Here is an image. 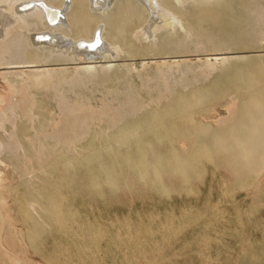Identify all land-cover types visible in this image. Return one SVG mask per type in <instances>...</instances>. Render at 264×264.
Segmentation results:
<instances>
[{"label": "rangeland", "instance_id": "1", "mask_svg": "<svg viewBox=\"0 0 264 264\" xmlns=\"http://www.w3.org/2000/svg\"><path fill=\"white\" fill-rule=\"evenodd\" d=\"M245 1L246 0H234V1L233 0H209V3L214 4L213 6L214 9L211 10L213 14L211 13V11L205 14H202V16L199 17V19L201 20V23L199 19H198L199 21L197 20L200 26L198 25L199 26L198 27L197 26L198 23L196 22L194 26L192 27L193 33H190L191 37H190V34L189 35L184 34L185 36H188L185 38V36L182 34L181 36L176 38L175 42L178 48L174 44L175 42H172L171 45L172 44L173 45L172 46L169 45L171 48L170 49L171 53H169V50H168V52L165 53V54L168 53L167 55L163 54L160 56V58L146 55L145 57L136 56L137 58L130 57V58H125L124 60L122 58L118 59V61L114 62L113 64L118 69L121 67V65H127L125 69H122V71L123 70L126 71L124 72V76H126V78L128 77L129 78H128L127 84L124 81V80H127L126 78H124V76H123L124 79L120 78V81L123 80L125 84H123L122 81L121 82L117 81L115 84L117 85L116 89L118 90H116L115 92H114L115 87H113L110 83L109 84L104 83V81L103 83H101L102 80H99V78L96 77L95 75L93 76L96 78H94L92 75L91 76L82 75L83 77L78 76L75 74L74 69L70 68V66L52 67L51 69L53 70L54 69L55 70L59 69V70H56V71L54 70L55 72H49L50 74L48 73V79L50 78L49 81L52 80L55 83V84L50 83L51 84L50 86L48 84L49 82L48 83L44 82L47 84L43 83L42 86H39V84L37 86V83H34L31 81V75L33 71H35V69L25 68V67H20L17 69H4L3 67H0L2 68L0 69V77L4 75L5 78L9 80L17 79V81L15 82L16 84L15 83L12 84L13 87L11 86L9 88L10 90L9 89L6 90V88H3L0 86V109L1 111L2 110L5 111V113L8 112L6 114L10 116L9 118L11 122H14V120H16L18 112L23 111V112H28L27 118L29 117L30 119L28 118L29 122L28 121L27 122L31 126L35 124V122L38 121V118H36V115H34L33 111L30 110L31 108H28V105H29V102L33 101L36 97L39 99L42 97V99H40L42 100L41 102L42 103H44V101L46 102L44 104L48 105L46 106L48 108V109L46 108L47 110L46 112L49 114V120H48L49 124L46 123L44 125V128H42L41 133H40V129H38V131H31V130L29 131L30 129L29 128V129H23L22 131L20 129L19 131V126L21 125H19L18 127H15L12 133L15 134L14 135L15 139L17 138V134H18V137H19L18 139H20L22 146L18 147L17 145V150H16L15 148L16 145H14L15 149H12L11 147L10 149H8L9 151L5 149L1 151V154H4V153L5 154L7 153V155L10 154L9 156L13 158V161L12 163L10 162L8 164L7 163L1 164L2 166L0 165V173H1V176L3 175L2 179L0 178L1 179L0 180V191L2 190L1 191L2 193L0 195H3L2 197L0 196V199H1L0 202L2 203L0 204V208H1L0 215L1 216L3 215L2 217H0V229H2L0 230V235H1V231H3V233L5 234L6 233L8 234V236L6 234L5 238H2L5 236V234H2L0 237L1 238L0 243L3 242L0 245V264H19L18 263L19 261H20V264L21 263L22 264H49V263L50 264H154V263L155 264H162V263L163 264H264V161H263L264 155L262 154L263 152L260 153V151L258 150V147L260 148V146L256 148L257 150L255 149L250 150L249 146L248 148H246V146L242 147L241 150H244V152L243 151L241 152V150H237L236 152V150L234 149H237V148L235 146H234L235 148L231 146L232 148H234L233 149L234 152H233L232 148L229 146L226 147V145H221V146L219 145V147L218 146L204 147V148H200V150H198L199 148H195V149H192L193 151L188 148H183V147L179 148L180 146L179 144L185 141L184 136H182L183 134L184 135L185 134L187 135V133L188 135L189 133L191 134L189 136L185 135L186 142H188V140L190 142H194L196 139H198V137L201 139L203 138V140L204 139L207 140L208 138L209 139L212 138L211 132L214 130V128H216L217 122L219 120L220 121L224 120L226 122L225 126L229 130L228 132L226 130V132L229 134L230 132L232 133V131H234L233 127L234 126L236 127L238 125V122H239L238 120L243 121L247 119L245 114L249 108H250L249 110L253 111V115L256 116L254 119H256L258 116V113L256 112L257 110L253 108V106L251 105V102H249L250 100L248 99H250L252 95H255L257 92L261 91L262 88L264 89V71L262 70L264 69L263 68L264 61L263 62L260 61L259 63L258 58L256 59V57L252 56V55H264V20H263L264 19V0H247L246 4L244 3ZM186 4L188 3L186 2ZM64 7H67V5ZM216 13L217 14L219 13L221 16L216 15ZM252 13L255 14L254 15L255 17L260 16V18H258L259 20L258 22H256L257 18L251 15ZM15 15L18 18L20 16L19 14L12 13L10 17L13 18L15 17ZM203 18L208 23H206V21ZM14 19L15 18L11 20H14ZM254 19L255 21L253 22ZM219 21H221L222 25L220 24ZM203 23H206V24L203 25ZM208 24L209 25L211 24V25L209 26ZM201 25L203 26L201 27ZM222 26L224 27L222 28ZM214 27H217V30ZM219 32L220 33L222 32V34L226 33V35L225 36L221 35L219 34ZM180 40L182 41V43ZM183 40H185V42ZM177 41L178 42L180 41V42L177 43ZM179 44L180 46H178ZM105 46L107 45H104V47L101 46V48L103 47L102 49H104ZM181 46L183 47L182 50L180 48ZM175 51L176 52L178 51L179 53H176ZM216 55L217 56L222 55L225 58H228V61L224 59V62L222 63V65L220 64L216 66H212L209 62L206 61L207 58L210 59L212 56H216ZM240 57H242L243 59L244 58L246 59L243 60V59H240ZM247 57H249L250 59H248ZM229 58H230V61H229ZM234 59H237L238 61ZM254 60H255L254 63L256 64H253ZM163 61L166 64L161 65L159 67L158 66L159 64L157 63H161ZM227 62H229V64L231 62V64L229 65ZM237 62H238V65H239V62L244 63V64L246 63V64L245 66H243L244 64L240 63L241 66L240 65L238 66L236 64ZM247 62L250 67L247 66ZM141 63L145 64L143 69H142ZM175 63H176V66H175ZM234 63L235 65H233V68L235 67V69L233 71V68H230V67ZM129 65L131 66L130 70L128 67ZM255 65H258V66H255ZM68 68L70 70H68ZM126 68H128V71ZM133 69H136V70H133ZM53 70H50V71H53ZM20 71H24L25 74L23 76L22 75L19 76L15 74ZM59 71L61 72V75ZM255 71H256V74H255ZM229 72L232 74L230 75ZM137 74H140V77ZM221 74L225 75V77ZM214 76H216L218 79ZM70 80H72L73 82ZM98 80L100 83L98 82ZM63 81H65L66 83L65 85L64 83H62ZM120 83H122L121 85L123 86V89L121 88V85L118 86ZM209 83L210 85L208 86L207 89H205L204 93L200 91L202 93L201 94L200 92L197 91L198 96L196 95V92H194L192 96L188 98L183 97L182 100H180L181 96L178 95V93L187 92L196 86L207 85ZM141 84L143 85V87L140 86ZM260 84L261 86H259ZM250 85L252 86L251 89L249 88ZM44 86L45 87L48 86L49 88L46 87L47 88L46 89L44 88ZM31 87L32 89H29ZM2 88L5 90H3ZM212 88H213V92L211 91ZM35 89L36 91H34ZM108 91H111V93ZM122 91H124L125 93ZM34 95H36V97ZM128 96L130 98H128ZM236 96H237V99L235 98ZM231 97L233 100L230 99ZM201 98H202V102L200 101ZM244 98H246V100ZM241 100H243V102H241ZM128 101L129 102L132 101V103H135L134 104L135 107L138 106V108H135L133 104L131 103L130 105ZM163 102L165 103L168 102V104L163 108L164 110L163 109L160 110L159 106H157L156 108L153 109V111L149 112V108H151L152 106L155 107V105H159V103H163ZM184 102L185 103L187 102V104L184 105L183 107ZM198 102L200 105H198ZM204 102H206L207 104H205ZM122 103L125 107L122 105ZM126 104H129V105L126 106ZM203 104H204V107H203ZM247 104H249V107ZM179 105L181 108H178ZM227 105H228V108H227L228 110L225 108V106L227 107ZM237 105L239 107L238 109H237ZM170 106L172 107L170 108ZM244 106H247V107L245 108ZM185 107L188 108L187 110H189L190 112L186 111ZM230 107L232 108L230 109ZM25 108H28L29 110ZM66 108H68L69 111L67 110L66 112ZM10 109L14 111L12 112ZM232 109H235V110H233L234 114L232 113V116H231L229 114L232 111ZM239 109L241 111L243 110L242 113L239 115H241L242 117V114L244 113L243 114L244 119H241V117H239L238 115L239 113L238 111H240ZM173 110H174V113H173ZM158 112L164 115V118L160 121L161 126L154 127V125L153 126L151 125L149 127H146V122L155 118L154 117L155 113H158ZM164 112H167V113H164ZM192 112H194V114ZM10 113L11 114L13 113V114L11 115ZM150 113L153 115H151ZM73 114L76 115V116L74 115V117L77 118L76 121L80 122V126H79V129L75 131V133L74 132L73 134L70 133L71 136L68 138L70 140H68V143H66V146H65V143L61 144L60 141H63V140H60V139L63 137L64 132L67 133L66 131H67V128L69 127L67 126L68 125L67 122L70 124L73 121V118H74V117L72 118ZM192 114L194 116H192ZM236 114L238 115L237 117L235 116ZM234 116H235L234 122L231 123L232 118ZM67 117L69 119H72L71 122H69ZM228 117H231V118H228ZM9 118H6L8 123H10ZM63 119L64 121H62ZM65 121H66V124H65ZM32 122L34 123L32 124ZM129 122L132 124H130ZM240 123L241 122H239V124ZM5 124L7 125L6 122L3 123V125ZM200 124L204 126L202 127ZM38 125L36 124V128L38 127ZM198 125L200 126L195 127ZM61 127L63 128L62 131L60 130L62 129ZM97 127L99 128L98 131H97ZM142 127L144 129H142ZM173 127L175 128V130L173 129ZM184 127L188 129V131L184 130L185 129ZM230 127H231V130L229 129ZM130 128L131 129L136 128L138 130L137 132H135L136 133L135 135H133V131ZM194 128H198V129L200 128V129L196 130ZM205 128L206 129L208 128V130H206ZM92 129H94L96 133L95 132L93 133L92 131L94 130ZM151 129H154V130H151ZM165 129H166V135H165L166 137L163 138ZM204 129L206 130V132ZM200 130L201 131L203 130V134ZM99 131L101 134H99ZM179 131L180 132L182 131V132L180 133ZM185 131L187 132L183 133ZM195 131H197L198 136H196L195 134V137H193L194 135H192V132L194 134L196 133ZM33 132H36V134ZM57 132L61 133L62 136L59 137L58 135H61V134H58ZM105 132L106 133L108 132L107 136ZM127 132L130 135H128ZM204 132L206 134H204ZM5 133L3 134L4 135L3 137L7 139V142L9 144H12L11 140H9L11 138L13 139V137L10 138L11 133H9L8 131H6ZM103 133H105V136ZM173 133L175 134V136L172 135ZM200 133L202 137L199 135ZM95 134L97 135V137ZM126 135H128L127 138H125ZM88 136H89V139H88ZM134 136H136V138H134ZM179 136L182 138H180ZM207 136L208 138H206ZM20 137L23 139V141ZM103 137H106V138H103ZM112 137H115L117 139L119 138H125V140L127 139L126 143L122 145L125 150L123 148L122 150L119 149L122 146L118 148L116 147L117 149L114 147L104 148L103 145L107 146L108 142L109 144L112 143V139H111ZM193 138L194 139L196 138V139L193 140ZM105 140H106V143H105ZM94 141H96L97 143L96 145L95 143H93ZM133 141L134 142L136 141L135 142L136 145L134 144ZM43 142L48 143V146H51V144L55 142L54 146L56 148L53 149L54 148L53 145L51 146L52 148H49L47 144L46 143L43 144ZM58 142H60V144L63 145L64 147L61 148ZM146 143L147 144L149 143L148 144L149 146ZM100 144L102 145L103 150L101 149L102 147L99 146ZM126 145L129 146L128 151H127ZM96 146L97 147L99 146L98 148L100 149H98ZM154 146L158 150L154 149ZM170 146H172L173 148H171ZM135 147L136 148L139 147L138 149L140 151L136 150ZM19 148L21 150L24 149L25 152L20 151ZM47 148L50 151L52 150L51 153L53 152L55 153L53 155H56L58 152L64 149L63 151L66 153L68 158H73L75 157V155L78 157L79 154L81 156L82 154L85 153V150L83 149H87L86 150L87 154L85 153L84 154L85 156L82 155L81 157L82 159H79L80 157L79 156L77 160L55 163V164L49 165L47 164L48 163L47 159H49L50 156H52V154ZM225 148L227 149L229 148L228 149L229 151H226L227 149ZM243 148H246L247 150ZM261 148H263L264 150L263 146ZM221 149L225 150L226 153L225 151H222ZM81 150H83L82 154L81 152H79ZM123 150L125 152H123ZM130 150L132 152L131 154H129ZM248 150H250V152L252 153L255 151L256 155L255 154L252 155L249 152L247 154V152L245 151H248ZM260 150L263 151L262 149ZM76 151H78L77 154H75ZM138 152L140 154H137ZM240 153H242L243 155L244 153H246V156L247 155L249 156L252 155V156L250 157L242 156L244 159H241L242 157L240 155L242 154ZM26 154H27V157H26ZM132 154H133L132 157L134 158L131 157ZM199 154L200 155L202 154V157ZM238 154L240 155L238 156ZM182 155H184V157L187 155L188 158L185 157L184 159V160L187 159L186 163H184L183 159L180 158ZM259 155L261 157H259ZM112 156L114 158H112ZM120 157L121 158L124 157V158L121 160ZM127 157L128 159L129 158L131 159L128 160ZM144 157L147 161L144 159ZM195 157L198 160H196ZM161 158H162L161 161H163L164 159V163L166 162L165 160H168L169 162L170 158L172 159H171V162L169 163L166 162L165 164H163L162 162L163 165L161 166L160 165ZM134 159L135 160L138 159V161H134ZM260 159L262 161V164H260L261 163ZM120 160L123 163L122 162L118 163V161ZM142 160L143 161L145 160L146 162L145 161L143 162ZM248 160H252V161H249L250 164H248L249 162L247 163ZM256 160H257V163L261 165L259 168H258L259 165L255 163ZM178 161H181V162L179 163ZM116 164L118 168L115 167ZM166 164L168 165V167ZM147 165H149V169ZM152 165L154 166L156 165L155 168L152 167L154 172L150 169ZM157 165L161 166L159 167L161 171ZM128 166L129 167L132 166V168L137 166L138 169L137 168L130 169ZM184 166L185 167L187 166V167L185 168ZM48 168H52V169H48ZM111 168H113L112 171H111ZM146 168L148 170H146ZM63 169L65 170L67 169L68 173ZM75 169L79 171V174ZM143 169H145L147 172L144 171ZM168 169L169 170L172 169V170L169 171ZM120 170H123V171H121L120 173ZM131 170L135 172L133 173ZM188 170H190V172L191 170L194 172L190 173L191 174L190 175L188 174L189 173ZM107 171H110V172H107ZM158 171H160L159 172L161 174L160 177H159V174L155 175L158 173ZM104 172H107L110 174L104 175ZM152 172L155 174H151ZM166 172L168 173L170 172V174H167ZM171 172L173 174H171ZM73 173L76 175H74ZM88 173H90L91 176H89ZM143 173H145L146 176ZM46 174L48 175V179H47ZM114 174L115 175L117 174L118 175L117 177L119 179L116 176H114ZM134 174L138 175L139 180L136 179L137 175L135 176ZM92 175L95 176L96 180L94 179ZM96 175L99 176L100 178L97 177ZM71 176H74V177H71ZM109 176L110 178H108ZM173 176L174 177L177 176V178L179 177L180 178L178 180L176 177L173 178ZM188 176H190L191 179H189ZM51 178L53 179L52 181H51ZM89 178H93L94 182H93V179L90 180ZM162 178L164 182L162 181ZM101 179L102 180L104 179V181H102ZM35 180L38 182L40 181L39 183H41V186L39 183L35 182ZM144 180L146 183H144ZM151 180L152 181L155 180V181L152 182ZM158 180H160V182ZM87 181L89 184L87 183ZM97 181H99L100 183ZM57 182L59 184H57ZM95 182L97 184H95ZM118 182L120 185L118 184ZM180 182L182 183V185ZM101 183L104 185L105 188L101 187L102 185ZM15 184H18V185H15ZM86 184H88L91 188L89 189L88 185ZM144 184H146L147 186ZM167 184L170 185V188H169V185ZM7 185H9L10 187ZM108 185L109 186L112 185V186L108 187ZM12 186L14 187V189ZM26 186L27 188H25ZM124 186H125V189H124ZM171 186L174 187L175 189L172 188ZM210 186H211L210 188L211 190L208 191ZM81 187L82 188L85 187L87 190L83 189L82 191ZM156 187H158V189ZM176 187H179V188H176ZM3 188L5 191L6 190L8 191L3 192ZM44 188H47V189H44ZM102 188H104V190ZM27 189H28V192L26 191ZM85 190H86V193H89V194H86ZM57 191L59 193H57ZM143 191L146 193H144ZM35 192L37 193L35 194ZM128 192L130 194H128ZM32 193L35 196H32L33 195ZM122 193H124L125 195ZM186 194L190 197H188ZM8 195H12L13 199ZM62 195L64 197H62ZM7 196L10 199H8ZM25 197H27V199ZM28 199L30 202L28 201ZM52 199L54 201H52ZM90 200L93 204L90 203ZM43 201L44 202L46 201V202L43 203ZM50 202H52V204H50ZM97 202L100 203V205H97L98 204ZM39 203L42 205L44 204V206L39 205ZM95 203H97L96 206H94ZM8 206L10 207L9 209H7ZM27 206H31V207H27ZM38 207L40 208L38 209ZM45 207L46 208L48 207L47 210L43 209ZM93 207L95 208V210H93L94 209ZM28 209H31V210H28ZM7 210L11 212H9L8 214V212L6 213ZM75 210L79 213H77ZM2 211L4 212V214ZM100 211L101 212L103 211V212L101 213ZM121 213L123 216H121ZM7 215L8 217H6ZM22 217H24L25 219L23 218V220H21ZM33 217H34V222L32 219ZM6 218L8 219V221H10L9 223L8 221H5V222L4 220L1 221L2 219H6ZM11 218H14L16 220L11 219ZM37 218H39L40 221L39 219L37 220ZM29 220H30V223H29ZM79 220L81 222H77ZM14 222L16 224H14ZM120 222L121 223L123 222V223L121 224ZM77 223H78V226H76ZM27 224L28 225L30 224L29 225L30 228ZM83 224H86L87 228ZM123 224L125 225L126 228L123 227L124 226ZM143 224L145 225L146 228L144 227ZM149 226H150V229H149ZM6 227H7V230H4ZM116 228H118L119 230L117 229L116 231L115 230ZM173 229L175 230V232ZM17 230L20 232H18ZM86 230H88V232ZM8 231L9 233H11L10 235ZM27 231L29 232L27 233ZM148 231L149 232L151 231L152 233L150 232L151 233L150 234L148 233ZM83 232L85 233L87 232V233L85 234ZM156 232H158L159 234ZM19 233L20 234L24 233V234L19 235ZM94 233L97 235V238ZM124 233L127 236L124 235ZM15 234H16L17 239H19L18 236H20V240H18L20 245L18 244L8 245L7 243H5L6 241H9L10 239H14L12 237H15ZM62 235L65 236L66 238L68 237L69 238L66 239ZM86 235L88 236L93 235L92 236L93 238L90 236L91 237L90 239ZM152 235H153V238H152ZM76 236H78L80 239ZM84 236H86L87 238ZM205 238L208 239V241ZM214 238L215 240H213ZM83 242L86 245H84ZM123 243H124V246H123ZM5 245L8 246L9 251L7 249L5 250V248H7ZM75 245L76 247L77 246L78 247L76 248ZM56 246L58 247V249L56 248ZM3 248H4V251L2 250ZM96 249H98V251ZM1 251H3V255ZM140 251H143V252H140ZM97 254L98 256H96ZM44 256L47 259H45ZM43 258L46 261H49V263L48 262L46 263ZM15 259L16 261L13 262V260ZM17 259L19 260L18 262H17ZM153 259L155 260V262ZM5 261L7 262L4 263ZM160 261L161 263H159Z\"/></svg>", "mask_w": 264, "mask_h": 264}, {"label": "bare ground", "instance_id": "2", "mask_svg": "<svg viewBox=\"0 0 264 264\" xmlns=\"http://www.w3.org/2000/svg\"><path fill=\"white\" fill-rule=\"evenodd\" d=\"M185 1V2H184ZM234 1V0H233ZM247 1V0H246ZM246 1L244 2L245 4H246ZM186 2L188 3V4H186ZM244 4V5H245ZM249 4V3H248ZM67 5V7H64V6H66ZM233 5V4H232ZM213 6H214V4H212V3H209V0H0V67H3L4 69H17V68H20V67H25V68H31V69H35V71H33V73H32V75H31V81L32 82H34V83H37V86H38V84H39V86H42V84L44 83V82H49L48 84H49V86L52 84V83H54V81H52V80H50L49 81V79H48V73L49 72H55L56 70H59V69H51L52 67H58V66H70V68H73L74 69V72H75V74L76 75H78V76H87V75H95L96 77H98L99 78V80H102L101 81V83H103V81H104V83H110L113 87H115V90H114V92L116 91V90H118V89H116L117 88V85L115 84L117 81L118 82H123V84H125L124 83V81L126 82V84H127V81H128V78H126V76H124V72H126V71H122V69H125V67L127 66V65H121V67L118 69V68H116L115 67V65L113 64L114 62H117L118 61V59H120V58H122L123 60L125 59V58H130V57H136V56H143V57H145L146 55H149V56H153V57H157V58H160V56L161 55H163V54H165L166 52H168V50H169V53H171L170 52V46H172L171 45V43L172 42H175V39L176 38H178L179 36H181L182 34L184 35V34H186V35H189L190 33H193V31H192V27L194 26V24L197 22L198 23V21L200 20L199 19V17H201L202 16V14H205V13H207V12H210L211 10H213L214 8H213ZM246 8V7H245ZM256 8H258V7H256ZM262 8V7H261ZM255 10V9H254ZM251 11V10H250ZM249 11V12H250ZM258 11H259V9H258ZM253 12V11H252ZM12 13H16V14H19L20 16H19V18L18 17H16V15H15V17H13V18H15L14 20H11V19H13V18H11L10 16L12 15ZM211 13H212V11H211ZM213 14V13H212ZM215 14V13H214ZM216 15H220L219 13L217 14L216 13ZM251 15H255V14H251ZM221 16V15H220ZM249 16H250V14H249ZM256 16H258V15H256ZM206 17V16H205ZM210 17V16H209ZM255 17V16H254ZM254 17H252V18H254ZM222 18V17H221ZM251 18V19H252ZM255 18H257V21L256 22H258L259 20H258V18H260V16L259 17H255ZM199 19V20H198ZM204 19V18H203ZM206 19H208V18H206ZM250 19V20H251ZM198 20V21H197ZM205 20V19H204ZM264 20V19H263ZM206 21V20H205ZM204 21V22H205ZM224 21V20H223ZM252 21V20H251ZM255 21V19L253 20V22ZM220 22V24L222 25V23H221V21H219ZM225 22V21H224ZM262 22V21H261ZM261 22H260V24H261ZM200 23H201V20H200ZM206 23H208L207 21H206ZM206 23H203V25L204 24H206ZM226 24V23H225ZM227 24H228V22H227ZM255 24V23H254ZM253 24V25H254ZM259 24V23H258ZM199 25V23L197 24V26ZM203 25H201V27L203 26ZM209 25V24H208ZM211 25V24H210ZM209 25V26H210ZM212 25H214V24H212ZM257 25V24H256ZM200 26V25H199ZM198 26V27H199ZM224 26H222V28H223ZM225 27H227V26H225ZM216 30H217V27H214ZM214 28H212V29H214ZM221 28V27H220ZM230 28V27H229ZM219 29V28H218ZM200 30V29H199ZM220 30V29H219ZM225 30V29H224ZM214 31V30H213ZM226 31V30H225ZM197 32V31H196ZM227 33H228V31H227ZM219 34H221V35H226V33L225 34H222V32L220 33L219 32ZM196 35V34H195ZM185 36V35H184ZM183 36V37H184ZM193 36V35H192ZM218 36V35H217ZM186 37H188V36H185V38ZM190 37H191V34H190ZM184 38V39H185ZM181 41V40H180ZM179 41V42H180ZM184 42H185V40H183ZM178 41H177V43H179ZM181 43H182V41H181ZM175 45H176V47H177V44H176V42L174 43ZM104 45H107V46H105V48L104 49H102L103 47H104ZM170 45V46H169ZM184 45V44H183ZM101 46H103L102 48H101ZM178 46H180V44L178 45ZM178 48V47H177ZM181 48V50H182V46L180 47ZM185 48V47H184ZM174 50H176V49H174ZM173 50V51H174ZM173 51H172V53H173ZM180 51V50H179ZM176 52V51H175ZM176 53H179L178 51L176 52ZM168 54V53H167ZM167 54H165V55H167ZM224 54V53H223ZM222 54V55H223ZM222 55H219V56H212L210 59L209 58H207L206 59V61L207 62H209L212 66H216V65H222V63L224 62V59L225 60H227L228 61V58H225L224 56H222ZM226 56V55H225ZM252 56H254V57H256V59L258 58V60H259V63H260V61H264V55H252ZM3 57H5V58H3ZM137 58V57H136ZM248 59H250L249 57H247ZM162 59H164V58H162ZM240 59H243L242 57H240ZM244 59H246V58H244ZM243 59V60H244ZM232 60V59H231ZM234 60H237V59H234ZM233 60V61H234ZM253 60V59H252ZM121 61V60H120ZM229 61H230V58H229ZM232 61V62H233ZM238 61V60H237ZM247 61V60H246ZM166 62V61H165ZM236 62V61H235ZM255 62V60L253 61V64H256V63H254ZM228 64H229V62H227ZM241 62H239V65L241 66V64H244V63H241ZM157 64H159L158 66L160 67L161 65H164V64H166V63H164V61L163 62H161V63H157ZM178 64V63H177ZM230 64H231V62H230ZM229 64V65H230ZM237 65H238V62L236 63ZM246 64V63H245ZM245 64L243 65V66H245ZM131 65V64H130ZM128 66L129 67V70H130V68H131V66ZM144 63L142 64L141 63V66H142V69H143V67H144ZM180 65V64H179ZM224 65V64H223ZM233 65H235V63L234 64H232L231 65V67L230 68H233ZM236 65V66H237ZM238 65V66H239ZM259 65V64H258ZM258 65H255V66H258ZM133 66H134V64H133ZM132 66V67H133ZM170 66V65H169ZM175 66H176V63H175ZM237 66V67H238ZM247 66H249L248 65V62H247ZM208 67V66H207ZM211 67V66H210ZM221 67H223V66H221ZM250 67V66H249ZM246 68V67H245ZM253 68H254V66H253ZM263 68H264V66H263ZM0 69H2V68H0ZM127 69V71H128V68H126ZM234 69H235V67L233 68V71H234ZM50 70H53V71H50ZM67 70V69H66ZM68 70H70L69 68H68ZM72 70V69H71ZM133 70H136V69H133ZM250 70H251V68H250ZM255 70V69H254ZM263 71H264V69H262ZM60 71H62V70H60ZM59 71V73H60V75H61V72ZM222 72V71H221ZM226 72V71H225ZM224 72V73H225ZM227 72H228V70H227ZM231 72H232V70H231ZM57 73V72H56ZM55 73V74H56ZM59 73H58V75H59ZM64 73H65V71H64ZM15 74H17V75H19V76H23L24 74H25V72L24 71H20V72H18V73H15ZM50 74V73H49ZM131 74V73H130ZM129 74V75H130ZM229 74L231 75L232 73H230L229 72ZM228 74V75H229ZM255 74H256V71H255ZM10 75V74H9ZM57 75V76H58ZM64 75V74H63ZM137 75H139V77H140V74H137ZM137 75H136V77H137ZM221 75H223V74H221ZM227 75V74H226ZM229 75V76H230ZM50 76V75H49ZM67 76V75H66ZM82 76V77H83ZM123 76H124V78H126L127 80H121L120 81V78L122 79L123 78ZM135 76V75H134ZM224 77H225V75H223ZM222 76V77H223ZM60 77V76H59ZM74 77H76V76H74ZM82 77H80V78H82ZM94 77V76H93ZM96 77H94V78H96ZM133 77V76H132ZM138 77V78H139ZM214 77H216V76H214ZM78 78V77H77ZM93 78V79H94ZM118 78H119V80H118ZM123 78V79H124ZM134 78V77H133ZM137 78V79H138ZM217 78V77H216ZM220 78H221V76H220ZM16 79V78H15ZM79 79V78H78ZM131 79V78H130ZM218 79V78H217ZM99 80H98V82H99ZM17 81V79L16 80H14V79H7V78H5V76L3 75V76H1L0 77V86L1 87H3V88H6V90L7 89H9L11 86L13 87V85L12 84H14L15 82ZM62 81V80H61ZM60 81V82H61ZM66 81V80H65ZM65 81H63L62 83H64V85L66 84L65 83ZM70 81H72V80H70ZM74 81H75V79H74ZM105 81H107V82H105ZM20 82V81H19ZM73 82V81H72ZM82 82V81H81ZM211 82V81H210ZM218 82V81H217ZM233 82V81H232ZM34 83H33V85H34ZM47 83H44V84H47ZM51 83V84H50ZM57 83V82H56ZM70 83V82H69ZM100 83V82H99ZM16 84V83H15ZM55 84V83H54ZM118 84V83H117ZM122 83H120L118 86H120ZM223 84V83H222ZM210 85V83L209 84H207V85H199V86H196V87H194V88H192V89H190L189 91H187V92H180V93H178V95H180L181 96V99L180 100H182V98L184 97V98H188V97H190V96H192V94L194 93V92H196V95H197V91L198 92H202V93H204V91H205V89H207L208 88V86ZM53 86V85H52ZM139 86V85H138ZM140 86H142L143 87V85L141 84ZM259 86H261V84L259 85ZM46 87H48V86H46ZM45 86H44V88H46ZM63 87H65V86H63ZM112 87V88H113ZM258 87V86H257ZM2 88V89H3ZM26 88H27V86H26ZM49 88V87H48ZM68 88V87H67ZM109 88V87H108ZM121 88L123 89V86L121 85ZM141 88V87H140ZM249 88L251 89L252 88V86L250 85L249 86ZM13 89V88H12ZM29 89H32V87L31 88H29ZM47 89V88H46ZM70 89V88H69ZM215 89V88H214ZM218 89V88H217ZM3 90H5V89H3ZM10 90V89H9ZM28 90V89H27ZM211 90V89H210ZM34 91H36V89L34 90ZM63 91V90H62ZM111 91H112V89H111ZM111 91H108V92H110L111 93ZM212 92H213V88H212V90H211ZM27 92V91H26ZM122 92H124V91H122ZM200 92V93H201ZM215 92V91H214ZM217 92V91H216ZM244 92V91H243ZM250 92V91H249ZM125 93V92H124ZM201 93V94H202ZM210 93V92H209ZM30 94V93H29ZM34 94V93H33ZM130 94V93H129ZM211 94V93H210ZM249 94V93H248ZM31 95V94H30ZM110 95V94H109ZM114 95V94H113ZM235 95V94H234ZM35 97H36V95H34ZM33 96V97H34ZM111 96V95H110ZM198 96V95H197ZM205 96V95H204ZM209 96V95H208ZM34 97V98H35ZM41 97V96H40ZM128 98H130L129 96H128ZM180 98V97H179ZM194 98H195V96H194ZM193 98V99H194ZM214 98V97H213ZM236 99H237V96L235 97ZM40 99H42V97L40 98ZM39 98H35L33 101H30L29 102V105H28V108H31L30 110H32L33 111V114L34 115H36V118H38V121H36L35 122V124H33L34 122H32V126L28 123L29 121H28V118H27V116H28V112H23V111H21L20 109V111L21 112H18L17 114V118H16V120H14V122H11L10 121V116H8V114H6V113H8V112H6L5 113V111H1V109H0V165L1 164H5V163H12V161H13V158H11V156H9L10 154H9V152H8V154L9 155H7V153L5 154H1V151L3 150V149H5V150H7V151H9L8 149H10L11 147H12V149H15L16 148V150H17V145H18V147L19 146H22L21 145V141H20V139H18L19 137H18V134H17V138L15 139L14 138V135L15 134H13L12 133V131H13V129H15V127H18L19 125H21V126H19V131H20V129H21V131L23 130V129H29V131L31 130V131H38V129H40V133H41V130H42V128H44V125L46 124V123H48V120H49V114L46 112L47 110H46V106H48V105H46V104H44V103H46L45 101H44V103H42L41 101L42 100H40ZM230 99H232V97L230 98ZM235 99V100H236ZM243 99V98H242ZM245 100H246V98H244ZM32 100V99H31ZM129 100V99H128ZM179 100V101H180ZM233 100V99H232ZM248 100H250L249 102H251V105L253 106V108H255L257 111V113H258V116H257V118L256 119H254L256 116H254L253 115V111H251V110H249L248 109V111L246 112V117H247V119L246 120H238L239 122H243L242 124H241V126H240V124H239V122H238V125L234 128L233 127V129H234V131H232V133L230 132L229 134L227 133L229 130L227 129V127L225 126L226 125V122L223 120H219L218 122H217V126H216V128H214V130L210 133L211 135H212V138H208V136L206 137V138H208L207 140L206 139H204L203 140V138L201 139V138H199L198 137V139H194L193 138V140H195L194 142H190L189 140H188V142H186V137H185V135L183 134V133H186L187 131H188V129H186L185 127V129L184 130H187V131H185V132H183L182 134V136H184V138H185V141L184 142H181L179 145V148L180 147H183V148H188V149H190V150H192V149H195V148H199L198 150H200V148H204V147H210V146H218L219 147V145L221 146V145H226V147H231V146H235L237 149H234V148H232V151H233V149L234 150H236V152H237V150H241L242 149V147H245L246 146V148H248V146H249V149L251 150V149H255V150H257L256 148L258 147V146H260V148L258 147V150L260 151V153L261 152H263L262 154L264 155V150H263V148H261L262 146L264 147V89L262 88V90L261 91H259V92H257L255 95H252L251 97H250V99H248ZM130 101V100H129ZM128 101V102H129ZM201 102H202V98H201V100H200ZM205 101V100H204ZM208 101V100H207ZM28 102V101H27ZM177 102V101H176ZM238 102V101H237ZM241 102H243V100H241ZM133 104V106L135 107V103H132V101L131 102H129V104ZM181 103H182V101H181ZM185 103V102H184ZM183 103V107H184V105H186L187 104V102L184 104ZM205 104H207L206 102H204ZM233 103H235V102H233ZM129 104H126V106L127 105H129ZM130 104V105H131ZM168 104V102L167 103H165V102H163V103H159V105H155V107H151V108H149V112H151V111H153V109L154 108H156L157 106H159V108H160V110L161 109H163L166 105ZM171 104H172V102H171ZM179 104V103H178ZM177 104V105H178ZM228 104V103H227ZM230 104V103H229ZM240 104V103H239ZM122 105H123V103H122ZM173 105H175V104H173ZM198 105H200L199 104V102H198ZM245 105V104H244ZM248 105V107H249V104H247ZM250 105V106H251ZM10 106V105H9ZM124 106V105H123ZM122 106V107H123ZM240 106V105H239ZM125 107V106H124ZM131 107V106H130ZM172 106H170V108H171ZM174 107V106H173ZM176 107H178V106H176ZM175 107V108H176ZM189 107V106H188ZM196 107V106H195ZM200 107V106H199ZM203 107H204V104H203ZM241 107V106H240ZM245 108L247 107V106H244ZM28 108H25V109H28ZM135 108H138V106L137 107H135ZM169 108V107H168ZM178 108H181L180 107V105H179V107ZM186 108V107H185ZM225 108L227 109L228 108V105H227V107L225 106ZM232 107H230V109H231ZM239 107H238V105H237V109H238ZM242 108V107H241ZM240 108V109H241ZM23 109H24V107H23ZM48 109V108H47ZM117 109V108H116ZM122 109V108H121ZM131 109V108H130ZM188 108H186V111H188V112H190L189 110H187ZM195 109H197V108H195ZM194 109V110H195ZM239 109V110H240ZM12 112L14 111V110H12V109H10ZM16 110V109H15ZM29 110V109H28ZM67 110L69 111V109L68 108H66V112H67ZM82 110V109H81ZM132 110V109H131ZM156 110H158V109H156ZM164 110V109H163ZM176 110V109H175ZM178 110V109H177ZM190 110H192V109H190ZM228 110V109H227ZM233 110H235V109H232V111L230 112V114L229 115H231L232 116V113L234 114V111ZM10 111V112H11ZM65 111V110H64ZM133 111V110H132ZM167 111V110H166ZM184 111V110H183ZM204 111V110H203ZM237 111V110H236ZM243 111V110H242ZM242 111L240 110V111H238L239 113H238V115L239 114H241L242 113ZM23 112V113H22ZM78 112H79V110H78ZM119 112V111H118ZM169 112H170V110H169ZM180 112H181V110H180ZM31 113V112H30ZM65 113V112H64ZM69 113V112H68ZM72 113V112H71ZM126 113V112H125ZM134 113V112H133ZM148 113V112H147ZM153 113V112H152ZM164 113H167V112H164ZM173 113H174V110H173ZM177 113V112H176ZM186 113V112H185ZM193 114H194V112H192ZM197 113V112H196ZM11 114V113H10ZM13 114V113H12ZM11 114V115H12ZM119 114V113H118ZM121 114V113H120ZM135 114V113H134ZM146 114V113H145ZM151 114V113H150ZM182 114V113H181ZM180 114V115H181ZM192 114V116H194ZM217 114V113H216ZM244 114V113H243ZM242 114V117H241V115H239V117H241V119H244L243 118V115ZM6 115H7V117H6ZM71 115V114H70ZM74 115L75 114H73L72 115V118L74 117ZM151 115H153V114H151ZM165 115H167V114H165ZM237 114L235 115L236 117L238 116ZM14 116V115H13ZM16 116V115H15ZM30 116H31V114H30ZM67 116V115H66ZM76 116V115H75ZM140 116H141V114H140ZM139 116V117H140ZM182 116V115H181ZM235 116L232 118V121H231V123H233L234 122V119H235ZM62 117H63V115H62ZM133 117H134V115H133ZM147 117V116H146ZM155 118H153V119H151L150 121H148V122H146V127H149V126H153L154 125V127L156 126V127H158V126H161V120L164 118V115L163 114H160V112H158V113H155V116H154ZM189 117V116H188ZM187 117V118H188ZM222 117V116H221ZM238 117V118H239ZM6 118H9V121H10V123H8L7 122V120H6ZM15 118V117H14ZM25 118H27V119H25ZM34 118V117H33ZM66 118V117H65ZM71 118V117H70ZM137 118H138V116H137ZM136 118V119H137ZM148 118V117H147ZM228 118H231V117H228ZM30 119V118H29ZM67 119L69 120V122H71V120L72 119H69L68 117H67ZM227 119V118H226ZM6 120V121H5ZM25 120H26V122H25ZM33 120H35V119H33ZM77 120V118L76 117H74L73 118V121L69 124L68 122H67V126H69L68 128H67V133H63L64 135H63V137L60 139V140H63V141H60L61 142V144L62 143H65V146H66V143H68V140H70V139H68L71 135H70V133H72L73 134V132L75 133V131L77 130V129H79V126H80V122H78V121H76ZM133 120V119H132ZM147 120H149V119H147ZM198 120V119H197ZM196 120V121H197ZM62 121H64V119L62 120ZM142 121V120H141ZM206 121V120H205ZM245 121V122H244ZM4 122H6L7 123V125L5 124V125H3V123ZM39 122V123H38ZM97 122V121H96ZM131 122V121H130ZM129 122V123H130ZM229 122V121H228ZM197 123V122H196ZM200 123V122H199ZM9 124V125H8ZM30 126H29V125ZM36 124L38 125V127L36 128ZM49 124V123H48ZM65 124H66V121H65ZM130 124H132V123H130ZM136 124V123H135ZM216 124V123H215ZM228 124V123H227ZM15 125V126H14ZM27 125V126H26ZM64 125V124H63ZM140 125V124H139ZM163 125V124H162ZM201 126H202V124H200ZM200 125H198V126H195V127H199ZM204 125H205V123H204ZM203 125V126H204ZM43 126V127H42ZM131 126V125H130ZM142 126V125H141ZM171 126H173V125H171ZM202 126V127H203ZM230 126H232V125H230ZM41 127V128H40ZM65 127V126H64ZM132 127V126H131ZM175 127V126H174ZM173 127V129L175 130V128ZM180 127V126H179ZM46 128V127H45ZM62 128V127H61ZM129 128V127H128ZM160 128H162V127H160ZM165 128V127H164ZM171 128V127H170ZM170 128H168V129H170ZM34 129V130H33ZM69 129V130H68ZM98 127H97V131H98ZM103 129H104V127H103ZM102 129V130H103ZM131 129V128H130ZM142 129H144L143 127H142ZM141 129V130H142ZM155 129V128H154ZM154 129H151V130H154ZM172 129V128H171ZM181 129H183V128H181ZM180 129V130H181ZM194 129H196V130H199L198 128H194ZM193 129V130H194ZM206 129V128H205ZM204 129V130H205ZM230 130H231V127L229 128ZM61 131L63 130V128L62 129H60ZM92 130H94V129H92ZM102 130H101V132H102ZM122 130V129H121ZM132 131H133V135H135L136 133L135 132H137L138 130L136 129V128H133V129H131ZM150 130V129H149ZM157 130V129H156ZM164 130V129H163ZM206 130H208V128L206 129ZM206 130H205V132H206ZM226 130H227V132H226ZM6 131H8L9 133H11L10 134V138L11 137H13V139L11 138V139H9V140H11V142H12V144H9L8 142H7V139H5L3 136V134L6 132ZM105 131V130H104ZM201 131V130H200ZM43 132V131H42ZM58 132H59V130H58ZM57 132V133H58ZM93 133L95 132L96 133V131L94 130V131H92ZM164 132V131H163ZM167 132H168V130H167ZM170 132V131H169ZM171 132H172V130H171ZM176 132V131H175ZM180 132V131H179ZM182 132V131H181ZM180 132V133H181ZM194 132V131H193ZM193 132H192V135H194L193 137H195V134H196V136H198V133H197V131H195L196 133H194L193 134ZM202 132V134H203V130L201 131ZM204 132V134H206ZM15 133V132H14ZM19 133V132H18ZM26 133H28V132H26ZM33 133H35L36 134V132H33ZM39 133V132H38ZM106 133V132H105ZM105 133H103L104 134V136H105ZM108 133V132H107ZM107 133H106V136H107ZM112 133V132H111ZM123 133V132H122ZM121 133V134H122ZM128 133V132H127ZM6 134V133H5ZM23 134H24V132H23ZM30 134H31V132H30ZM35 134H34V136H35ZM58 134H61V133H58ZM98 134V133H97ZM99 134H101L100 133V131H99ZM98 134V135H99ZM146 134V133H145ZM151 134V133H150ZM93 135V134H92ZM96 135V134H95ZM128 135H130L129 133H128ZM128 135H126V137L125 138H127L128 137ZM132 135V134H131ZM132 135V136H133ZM152 135V134H151ZM154 135V134H153ZM166 135V129H165V132H164V136H163V138L164 137H166L165 136ZM172 135H174L175 136V134L173 133ZM187 135H188V133H187ZM186 135V136H187ZM189 135H191L190 133H189ZM188 135V136H189ZM200 136H201V133L199 134ZM46 136V135H45ZM59 137H61L62 136V134L61 135H58ZM108 136H109V134H108ZM112 136V135H111ZM155 136V135H154ZM16 137V136H15ZM96 137H97V135H96ZM153 137V136H152ZM162 137V136H161ZM173 137V136H172ZM180 137V136H179ZM202 137V136H201ZM209 137H210V135H209ZM21 138V137H20ZM45 138H47V137H45ZM103 138H106V137H103ZM125 138H119V139H117V138H115V137H112L111 139H112V143H110L109 144V142H108V145L106 146V145H103V147L105 148V147H109V148H111V147H114V148H118V147H120V146H122V145H124L125 143H126V140H125ZM133 138V137H132ZM134 138H136V136H134ZM175 138V137H174ZM180 138H182V137H180ZM188 138V137H187ZM15 139V140H14ZM22 139V138H21ZM88 139H89V136H88ZM200 139V140H199ZM12 140H14V141H12ZM26 140H28V139H26ZM26 140H24V141H26ZM107 140H108V138H107ZM128 140H129V138H128ZM138 140H139V138H138ZM157 140H159V139H157ZM163 140H165V139H163ZM192 140V141H193ZM22 141H23V139H22ZM40 141V140H39ZM173 141V140H172ZM179 141H181V140H179ZM10 142V143H11ZM42 142V141H41ZM60 142H58L59 143V146L61 147V148H63L64 146L63 145H61L60 144ZM86 142V141H85ZM84 142V143H85ZM134 142V141H133ZM136 142V141H135ZM135 142H134V144H135ZM26 143V142H25ZM46 142H43V144H45ZM55 143V142H54ZM54 143H52L51 144V146L53 145L54 146ZM75 143V142H74ZM87 143V142H86ZM93 143H95V145L97 144L96 143V141H94ZM105 143H106V140H105ZM23 144V143H22ZM40 144V143H39ZM47 144V146H48V143H46ZM79 144V143H78ZM83 144V143H82ZM133 144V143H132ZM147 144V143H146ZM149 144V143H148ZM147 144V145H148ZM177 144V143H176ZM14 145H16V147L14 148ZM27 145V144H26ZM49 145H50V143H49ZM136 145V144H135ZM146 145V146H147ZM262 145V146H261ZM51 146H48L49 148H52ZM99 146H101L102 147V145L100 144ZM98 146V147H99ZM149 146V145H148ZM158 146V145H157ZM178 146V145H177ZM58 147V146H57ZM78 147V146H77ZM97 147V146H96ZM96 147H94V148H96ZM97 147V148H98ZM103 147L101 148L102 150H103ZM126 147H127V151H128V147L129 146H127L126 145ZM131 147V146H130ZM167 147H169V146H167ZM171 148H173L172 146H170ZM213 147H211V148H213ZM217 147V148H218ZM223 147V146H222ZM222 147H220V148H222ZM225 147V146H224ZM56 147L54 146V148L53 149H55ZM59 148V147H58ZM60 148V149H61ZM81 148V147H80ZM84 148V147H83ZM86 148V147H85ZM116 148V149H117ZM122 148H123V146L122 147H120L119 149H121L122 150ZM136 148V147H135ZM139 148V147H138ZM138 148H136V150H139ZM158 148V147H157ZM220 148H219V150H220ZM239 148V149H238ZM246 148H243V149H246ZM11 149V150H12ZM20 149V148H19ZM39 149V148H38ZM48 149V148H47ZM46 149V150H47ZM59 149V150H60ZM82 149V148H81ZM98 149H100V148H98ZM124 149V148H123ZM132 149V148H131ZM152 149V148H151ZM154 149H156L155 148V146H154ZM225 149H227V148H225ZM229 149V148H228ZM226 150V151H229V150ZM260 149H262L263 151H261ZM49 150V149H48ZM47 150V151H48ZM58 150V151H59ZM64 150V149H63ZM60 151V152H58L56 155H53V154H55L54 152L53 153H51V151H50V153L52 154V156H50V158L49 159H47V161H48V163L47 164H55V163H61V162H69V161H72V160H77L78 159V157L80 156V154H79V156L77 157L76 155H75V157H73V158H68L67 157V155H66V153L64 152V151ZM79 150V149H78ZM83 150H85V153H86V150L87 149H83ZM83 150H81V151H79V152H81V154H82V151ZM125 150V149H124ZM123 150V152H125ZM135 150V151H136ZM156 150H158V149H156ZM165 150H166V148H165ZM172 150V149H171ZM222 151H225V150H223V149H221ZM247 150V149H246ZM250 150H248V151H245V152H247V154H248V152L249 153H251L252 155L253 154H255V151L252 153V152H250ZM20 151H23V152H25V150L23 149V150H21L20 149ZM48 151V152H49ZM95 151H97V150H95ZM109 151V150H108ZM140 151V150H139ZM152 151V150H151ZM155 151V150H154ZM162 151V150H161ZM174 151V150H173ZM193 151V150H192ZM215 151H217V150H215ZM221 151V152H222ZM226 151H225V153H226ZM244 152V150H241V152ZM77 152L78 151H76L75 152V154H77ZM89 152V151H88ZM94 152V151H93ZM92 152V153H93ZM156 152V151H155ZM171 152V151H170ZM187 152V151H186ZM212 152H214V151H212ZM219 152V151H218ZM231 152V151H230ZM234 152V151H233ZM232 152V153H233ZM240 152V151H239ZM43 153V152H42ZM84 153V152H83ZM84 153V154H85ZM119 153V152H118ZM121 153V152H120ZM132 152H131V150H130V153L129 154H131ZM164 153H166V152H164ZM224 153V152H223ZM228 153V152H227ZM84 154H82V155H84ZM87 154V153H86ZM91 154V153H90ZM109 154V153H108ZM110 154H112V153H110ZM128 154V153H127ZM127 154H125V155H127ZM137 154H140L139 152L137 153ZM170 154V153H169ZM168 154V155H169ZM240 154H242V153H240ZM240 154H238V156L240 155ZM258 154H259V152H258ZM39 155V154H38ZM82 155L79 157V159H82L81 157H82ZM88 155H89V153H88ZM116 155H117V153H116ZM123 155H124V153H123ZM122 155V156H123ZM142 155V154H141ZM158 155V154H157ZM167 155V154H166ZM200 155V154H199ZM211 155V154H210ZM209 155V156H210ZM227 155V154H226ZM231 155V154H230ZM252 155H250V156H252ZM256 155V154H255ZM254 155V156H255ZM261 155V154H260ZM259 155V157H261ZM48 156H49V154H48ZM85 156V155H84ZM93 156V155H92ZM120 156V155H119ZM133 156V154L131 155V157ZM159 156V155H158ZM170 156V155H169ZM168 156V157H169ZM201 157H202V154L200 155ZM232 156V155H231ZM236 156H237V154H236ZM235 156V157H236ZM241 157L243 156H245V157H248L249 155H247L246 156V153H244V155L242 154V155H240ZM249 156V157H250ZM26 157H27V154H26ZM125 157V156H124ZM124 157H120L121 158V160L124 158ZM161 157V156H160ZM185 157H187V155L185 156ZM185 157H184V155H182L180 158H182L183 159V161H184V163H186V160H184L185 159ZM241 158V159H244V158ZM258 157V156H257ZM32 158H33V156H32ZM31 158V159H32ZM112 158H114L113 156H112ZM132 158H134V157H132ZM136 158H137V156H136ZM141 158V157H140ZM139 158V159H140ZM174 158V157H173ZM178 158V157H177ZM188 158V157H187ZM196 158V157H195ZM207 158V157H206ZM205 158V159H206ZM211 158V157H210ZM240 158V157H239ZM252 158V157H251ZM254 158V157H253ZM256 158V157H255ZM126 159V158H125ZM127 159H128V157H127ZM126 159V160H127ZM129 159H131V158H129ZM128 159V160H129ZM144 159H145V157H144ZM168 159V158H167ZM171 159L172 158H170V161L169 162H171ZM176 159V158H175ZM247 159V158H246ZM250 159V158H249ZM258 159V158H257ZM262 159V158H261ZM261 159H260V164H262V161H261ZM20 160V159H19ZM118 161V163L119 162H122V161ZM146 160V159H145ZM144 160V161H145ZM157 160V159H156ZM162 160V158L160 159V161ZM177 160H179V159H177ZM181 160V159H180ZM196 160H198L197 158H196ZM238 160V159H237ZM253 160V159H252ZM252 160H248L247 161V163L249 162V161H252ZM25 161V160H24ZM81 161V160H80ZM107 161V160H106ZM105 161V162H106ZM134 161H138V159L137 160H135L134 159ZM143 161V160H142ZM143 161V162H144ZM147 161V160H146ZM145 161V162H146ZM166 162H168V160H165ZM263 161H264V157H263ZM82 162V161H81ZM130 162H132V161H130ZM162 162H163V164H165L164 163V159H163V161H161V166L163 165L162 164ZM168 162V163H169ZM175 162V161H174ZM177 162V161H176ZM179 163L181 162V161H178ZM197 162V161H196ZM114 163H115V161H114ZM123 163V162H122ZM150 163H152V162H150ZM149 163V164H150ZM157 163H159V162H157ZM156 163V164H157ZM183 163V162H182ZM198 163H200V162H198ZM237 163V162H236ZM239 163V162H238ZM254 163V162H253ZM255 163H257V160H256V162ZM177 164V163H176ZM245 164H246V162H245ZM245 164H243V165H245ZM248 164H250V162L248 163ZM259 163H257V165H259L258 166V168L261 166ZM56 165H58V164H56ZM60 165V164H59ZM140 165V164H139ZM145 165V164H144ZM167 165V164H166ZM2 166V165H1ZM137 166H138V164H137ZM137 166L136 167H134V168H137ZM148 166V169H149V165H147ZM156 166V165H155ZM155 166L154 165H152L151 166V170L153 171V169H152V167L153 168H155ZM158 166V168L159 167H161V166H159V165H157ZM188 166V165H187ZM186 166V167H187ZM231 166V165H230ZM47 167V166H46ZM46 167H45V169H46ZM58 167V166H57ZM83 167V166H82ZM115 167L116 168H118L117 167V164L115 165ZM129 167V166H128ZM141 167V166H140ZM139 167V168H140ZM167 167H168V165H167ZM173 167V166H172ZM185 167V166H184ZM185 167V168H186ZM250 167V166H249ZM252 167V166H251ZM255 167V166H254ZM52 168H53V166H52ZM52 168H48V169H52ZM62 168V167H61ZM94 168V167H93ZM130 169L132 168V166L131 167H129ZM134 168H132V169H134ZM142 168H143V166H142ZM163 168H164V166H163ZM182 168V167H181ZM184 168V169H185ZM203 168V167H202ZM232 168V167H231ZM231 168H229V169H231ZM241 168V167H240ZM246 168V167H245ZM112 169L113 168H111V171H112ZM121 169H123V168H121ZM138 169V168H137ZM147 168H146V170H148ZM160 169V168H159ZM179 169V168H178ZM183 169V168H182ZM194 169V168H193ZM192 169V170H193ZM197 169V168H196ZM63 170H65V169H63ZM76 170V169H75ZM94 170V169H93ZM118 170V169H117ZM144 171H146L145 169H143ZM155 170V169H154ZM158 170V169H157ZM167 170V169H166ZM169 170V169H168ZM172 169H170L169 171H171ZM191 170V172H190V170H188L189 171V173L188 174H190V173H192V172H194V171H192ZM195 170V169H194ZM45 171V170H44ZM54 171H56V170H54ZM66 172H67V169L65 170ZM77 171V170H76ZM121 171H123V170H120V173H121ZM127 171V170H126ZM132 172H133V170H131ZM141 171V170H140ZM150 171V170H149ZM148 171V172H149ZM156 171V170H155ZM160 171H161V169H160ZM160 171H158V173L157 174H155V173H151V174H155V175H158L159 174V177H160ZM163 171V170H162ZM182 171V170H181ZM235 171H236V169H235ZM238 171V170H237ZM250 171V170H249ZM259 171V170H258ZM46 172H47V170H46ZM78 172V174H79V171H77ZM90 172V171H89ZM92 172H94V171H92ZM97 172V171H96ZM107 172H110V171H107ZM107 172H104V175H106V174H110V173H107ZM118 172V171H117ZM135 172V171H134ZM133 172V173H134ZM147 172V171H146ZM145 172V173H146ZM183 172V171H182ZM68 173V172H67ZM72 173V172H71ZM82 173V172H81ZM85 173V172H84ZM84 173H83V175H84ZM129 173V172H128ZM137 173H139V172H137ZM145 173H143V174H145ZM167 174H170V172L168 173V172H166ZM200 173V172H199ZM10 174V173H9ZM74 174V173H73ZM72 174V175H73ZM97 174V173H96ZM148 174V173H147ZM151 174H149V175H151ZM171 174H173L172 172H171ZM236 174V173H235ZM257 174V173H256ZM47 175V174H46ZM63 175V174H62ZM67 175V174H66ZM74 175H76V174H74ZM88 175L89 176H91L90 175V173H88ZM95 175V174H94ZM135 175V174H134ZM137 175V174H136ZM135 175V176H136ZM191 175V174H190ZM194 175H195V173H194ZM3 176V175H2ZM2 176H1V173H0V178L2 179ZM60 176V175H59ZM93 176V175H92ZM97 176V175H96ZM114 176H118L117 174L115 175L114 174ZM120 176V175H119ZM128 176H129V174H128ZM145 176H146V174H145ZM66 177V176H65ZM69 177V176H68ZM71 177H74V176H71ZM94 177V179H95V176H93ZM97 177H99V176H97ZM121 177V176H120ZM152 177V176H151ZM158 177V176H157ZM157 177H156V179H157ZM176 178H177V176H175ZM174 176H173V178H175ZM237 177H239V176H237ZM256 177V176H255ZM62 178V177H61ZM100 178V177H99ZM106 178H107V176H106ZM108 178H110V176L108 177ZM118 178V177H117ZM139 177H138V175H137V180H139L138 179ZM153 178V177H152ZM180 178V177H179ZM179 178H177L178 180H179ZM188 178L189 179H191L190 178V176H188ZM0 179V180H1ZM4 179V178H3ZM7 179V178H6ZM12 179V178H11ZM47 179H48V175H47ZM50 179V178H49ZM56 179V178H55ZM59 179V178H58ZM90 180L91 179H93V178H89ZM88 179V180H89ZM94 179H93V182H94ZM119 179V178H118ZM135 179V178H134ZM145 179V178H144ZM151 179V178H150ZM149 179V180H150ZM160 179V178H159ZM53 179L51 178V181H52ZM71 180V179H70ZM96 180V179H95ZM100 180V179H99ZM102 180V179H101ZM108 180V179H107ZM116 180V179H115ZM122 180V179H121ZM170 180V179H169ZM242 180H243V178H242ZM43 181V180H42ZM60 181V180H59ZM76 181H77V179H76ZM76 181H74V182H76ZM102 181H104V179L102 180ZM101 181V182H102ZM117 181V180H116ZM123 181V180H122ZM152 181V180H151ZM150 181V182H151ZM155 181V180H154ZM154 181H152V182H154ZM159 182H160V180H158ZM162 181H163V178H162ZM189 181V180H188ZM5 182H6V180H5ZM35 182H37V183H39L38 181H36L35 180ZM34 182V183H35ZM47 182V181H46ZM62 182V181H61ZM73 182V183H74ZM84 182H86V181H84ZM97 182H99V181H97ZM136 182H138V181H136ZM164 182V181H163ZM182 182V181H181ZM180 182V183H181ZM9 183V182H8ZM12 183V182H11ZM10 183V184H11ZM33 183V184H34ZM54 183V182H53ZM66 183V182H65ZM87 183H88V181H87ZM100 183V182H99ZM144 183H146L145 182V180H144ZM183 183V182H182ZM182 183H181V185H182ZM40 184V186H41V183H39ZM57 184H59L58 182H57ZM67 184V183H66ZM65 184V185H66ZM89 184V183H88ZM88 184H86V185H88ZM95 184H97L96 182H95ZM102 184V183H101ZM100 184V185H101ZM107 184V183H106ZM105 184V185H106ZM114 184V183H113ZM118 184H119V182H118ZM163 184V183H162ZM164 184H166V183H164ZM188 184V183H187ZM240 184V183H239ZM246 184V183H245ZM3 185V184H2ZM15 185H18V184H15ZM20 185V184H19ZM75 185V184H74ZM80 185V184H79ZM103 185V184H102ZM101 185V187H104V185L102 186ZM120 185V184H119ZM136 185H137V183H136ZM141 185V184H140ZM140 185H138V186H140ZM144 185H146V184H144ZM167 185H169V184H167ZM181 185H179V186H181ZM194 185V184H193ZM198 185V184H197ZM247 185V184H246ZM7 186H9V185H7ZM35 186V185H34ZM68 186V185H67ZM73 186V185H72ZM72 186H70V187H72ZM112 185H108V187H111ZM147 186V185H146ZM188 186V185H187ZM200 186V185H199ZM3 187V186H2ZM10 187V186H9ZM9 187H8V189H9ZM13 187V186H12ZM11 187V188H12ZM18 187V186H17ZM77 187V186H76ZM79 187V186H78ZM86 187V186H85ZM82 188V191H83V189H86V188ZM121 187V186H120ZM172 187V186H171ZM203 187V186H202ZM6 188V187H5ZM25 188H27V186L25 187ZM34 188V187H33ZM33 188H31V189H33ZM38 188V187H37ZM40 188V187H39ZM65 188V187H64ZM88 188L90 189L91 187L88 185ZM96 188V187H95ZM105 188V187H104ZM104 188H102L103 190H104ZM127 188V187H126ZM157 189H158V187H156ZM169 188H170V185H169ZM168 188V189H169ZM172 188H174V187H172ZM176 188H179V187H176ZM197 188V187H196ZM211 188V186L209 187V189H208V191L209 190H211L210 189ZM215 188V187H214ZM13 189H14V187H13ZM29 189V188H28ZM28 189L26 190L27 192H28ZM44 189H47V188H44ZM60 189V188H59ZM124 189H125V186H124ZM167 189V188H166ZM175 189V188H174ZM20 190V189H19ZM61 190V189H60ZM69 190H71V189H69ZM87 190V189H86ZM86 190H85V193H86ZM99 190V189H98ZM106 190V189H105ZM114 190H115V188H114ZM160 190V189H159ZM180 190V189H179ZM2 191V190H1ZM0 191V194L2 193ZM5 190H4V188H3V192H4ZM6 191H8V190H6ZM5 191V192H6ZM35 191V190H34ZM47 191V190H46ZM81 191V192H82ZM168 191V190H167ZM14 192V191H13ZM55 192V191H54ZM88 192V191H87ZM92 192V191H91ZM111 192V191H110ZM120 192V191H119ZM144 192V191H143ZM155 192V191H154ZM153 192V193H154ZM12 193V192H11ZM23 193V192H22ZM37 192H35V194H36ZM57 193H59L58 191H57ZM73 193V192H72ZM84 193V194H85ZM144 193H146V192H144ZM170 193V192H169ZM191 193V192H190ZM189 193V194H190ZM8 194V193H7ZM33 194V193H32ZM83 194V195H84ZM86 194H89V193H86ZM92 194V193H91ZM96 194V193H95ZM122 194H124V193H122ZM128 194H130L129 192H128ZM172 194V193H171ZM194 194V193H193ZM192 194V195H193ZM208 194H209V192H208ZM28 195V194H27ZM61 195V194H60ZM93 195V194H92ZM108 195V194H107ZM120 195V194H119ZM125 195V194H124ZM146 195V194H145ZM145 195H143V196H145ZM178 195V194H177ZM182 195H183V193H182ZM187 195V194H186ZM199 195V194H198ZM1 197L3 196V195H0ZM8 196H10L11 198H12V195H8ZM7 196V198L8 199H10L9 197ZM24 196V195H23ZM30 196V195H29ZM32 196H35L34 194L32 195ZM58 196V195H57ZM85 196V195H84ZM87 196V195H86ZM121 196V195H120ZM130 196V195H129ZM142 196V197H143ZM149 196V195H148ZM188 196V195H187ZM39 197V196H38ZM62 197H64L63 195H62ZM61 197V198H62ZM188 197H190V196H188ZM5 198V197H4ZM6 198V199H7ZM26 199H27V197H25ZM40 198V197H39ZM150 198V197H149ZM152 198V197H151ZM5 199V200H6ZM13 199V198H12ZM153 199V198H152ZM160 199V198H159ZM87 200V199H86ZM93 200V199H92ZM95 200V199H94ZM0 201H1V199H0ZM4 201V200H3ZM2 201V202H3ZM14 201V200H13ZM28 201H29V199H28ZM46 201H48V200H46ZM45 201V202H46ZM51 201V200H50ZM52 201H54L53 199H52ZM7 202V201H6ZM18 202H20V201H18ZM30 202V201H29ZM33 202V201H32ZM44 201H43V203H45ZM61 202V201H60ZM74 202V201H73ZM87 202V201H86ZM99 202V201H98ZM97 202V203H98ZM66 203V202H65ZM68 203V202H67ZM90 203L91 204H93L92 202H91V200H90ZM97 203H95L94 204V206H96V204ZM104 203V202H103ZM0 204H2L1 202H0ZM4 204V203H3ZM6 204V203H5ZM27 204V203H26ZM50 204H52V202H50ZM58 204V203H57ZM72 204V203H71ZM108 204V203H107ZM106 204V205H107ZM109 204H110V202H109ZM112 204V203H111ZM35 205V204H34ZM33 205V206H34ZM39 205H42V204H40L39 203ZM87 205V204H86ZM97 205H100V203H98ZM105 205V204H104ZM36 206H37V204H36ZM42 206H44V204L42 205ZM72 206V205H71ZM111 206V205H110ZM7 207V206H6ZM6 207H5V209H6ZM27 207H31V206H27ZM74 207V206H73ZM92 207V206H91ZM98 207V206H97ZM109 207V206H108ZM113 207V206H112ZM10 207L8 206V208L7 209H9ZM40 207H38V209H39ZM48 208V207H47ZM47 208L45 207V208H43V209H45V210H47ZM94 208V207H93ZM104 208H105V206H104ZM1 209V208H0ZM5 209H4V211H5ZM33 209V208H32ZM42 209V208H41ZM40 209V210H41ZM58 209V208H57ZM72 209V208H71ZM76 209V208H75ZM109 209V208H108ZM28 210H31V209H28ZM34 210V209H33ZM39 210V211H40ZM49 210V209H48ZM78 210V209H77ZM93 210H95V208L93 209ZM105 210V209H104ZM51 211H53V210H51ZM57 211V210H56ZM76 211V210H75ZM90 211V210H89ZM185 211V210H184ZM200 211V210H199ZM198 211V212H199ZM3 212V211H2ZM1 212V213H2ZM8 212V214H9V212H11V211H9V210H7L6 211V213ZM29 212V211H28ZM45 212V211H44ZM63 212H65V211H63ZM77 212V211H76ZM101 212V211H100ZM103 212V211H102ZM101 212V213H102ZM43 213V212H42ZM77 213H79V212H77ZM167 213V212H166ZM3 214H4V212H3ZM182 214V213H181ZM186 214V213H185ZM12 215V214H11ZM23 215V214H22ZM43 215V214H42ZM41 215V216H42ZM79 215H81V214H79ZM83 215V214H82ZM91 215V214H90ZM203 215V214H202ZM3 216V215H2ZM1 215H0V217H2ZM5 216V215H4ZM35 216H37V215H35ZM51 216V215H50ZM49 216V217H50ZM73 216V215H72ZM77 216V215H76ZM121 216H123L122 215V213H121ZM120 216V217H121ZM6 217H8V215L6 216ZM16 217V216H15ZM25 217V216H24ZM24 217H22V219L21 220H23V218ZM74 217V216H73ZM72 217V218H73ZM4 218V217H3ZM10 218V217H9ZM26 218V217H25ZM24 218V219H25ZM36 218V217H35ZM58 218V217H57ZM80 218V217H79ZM117 218V217H116ZM125 218V217H124ZM127 218V217H126ZM7 219V218H6ZM6 219H2L1 221H3L4 220V222L5 221H8V219L6 220ZM11 219H14V218H11ZM33 219V222H34V217L32 218ZM39 218H37V220H38ZM59 219V218H58ZM14 220H16V219H14ZM13 220V221H14ZM60 220V219H59ZM78 220V219H77ZM81 220V219H80ZM77 221V222H81V221ZM116 220V219H115ZM147 220V219H146ZM39 221H40V219H39ZM73 221V220H72ZM263 221V220H262ZM10 221H8V223H9ZM23 222V221H22ZM76 222V221H75ZM86 222H88V221H86ZM117 222V221H116ZM148 222V221H147ZM29 223H30V220H29ZM74 223V222H73ZM83 223V222H82ZM111 223V222H110ZM109 223V224H110ZM118 223V222H117ZM121 223V222H120ZM123 223V222H122ZM121 223V224H122ZM170 223V222H169ZM168 223V224H169ZM259 223V222H258ZM262 223V222H261ZM260 223V224H261ZM2 224H3V222H2ZM12 224H13V222H12ZM14 224H16L15 222H14ZM18 224V223H17ZM70 224V223H69ZM81 224V223H80ZM129 224V223H128ZM28 225V224H27ZM30 225V224H29ZM28 225V226H29ZM75 225V224H74ZM84 226H86V224H83ZM124 225V224H123ZM144 225V224H143ZM148 225V224H147ZM18 226V225H17ZM76 226H78V223H77V225ZM79 226H81V225H79ZM208 226V225H207ZM13 227V226H12ZM37 227V226H36ZM123 227H125V225L123 226ZM144 227H145V225H144ZM200 227H202V226H200ZM11 228V227H10ZM10 228H9V230H10ZM26 228V227H25ZM29 228H30V226H29ZM34 228V227H33ZM71 228V227H70ZM86 228H87V226H86ZM91 228H92V226H91ZM90 228V229H91ZM126 228V227H125ZM124 228V229H125ZM128 228V227H127ZM146 228V227H145ZM161 228V227H160ZM164 228V227H163ZM167 228V227H166ZM205 228V227H204ZM21 229V228H20ZM35 229V228H34ZM39 229V228H38ZM46 229H47V227H46ZM67 229V228H66ZM117 229L118 228H116L115 230L117 231ZM129 229V228H128ZM140 229V228H139ZM149 229H150V226H149ZM206 229V228H205ZM0 230H2V229H0ZM4 230H7V227L4 229ZM13 230V229H12ZM25 230V229H24ZM27 230V229H26ZM69 230V229H68ZM74 230V229H73ZM89 230V229H88ZM88 230H86L87 232H88ZM92 230V229H91ZM99 230V229H98ZM97 230V231H98ZM119 230V229H118ZM136 230V229H135ZM148 230V229H147ZM174 230V229H173ZM18 231V230H17ZM82 231V230H81ZM84 231V230H83ZM93 231V230H92ZM91 231V232H92ZM129 231V230H128ZM159 231V230H158ZM168 231V230H167ZM184 231V230H183ZM209 231V230H208ZM6 232V231H5ZM18 232H20V231H18ZM18 232H17V234H18ZM29 231H27V233H28ZM74 232V231H73ZM86 232V233H87ZM90 232V231H89ZM94 232V231H93ZM130 232V231H129ZM145 232H146V230H145ZM151 232V231H150ZM149 231H148V233H150ZM174 232H175V230H174ZM216 232V231H215ZM8 233H9V231H8ZM83 233H85V232H83ZM85 233V234H86ZM128 233V232H127ZM134 233H136V232H134ZM152 233V232H151ZM150 233V234H151ZM154 233V232H153ZM156 233H158V232H156ZM2 234H5V233H3V231H1V235ZM7 234V233H6ZM6 234H5V236L4 237H2V238H5L6 237ZM11 233H9V235H10ZM22 234V233H21ZM20 233H19V235H21ZM24 234V233H23ZM22 234V235H23ZM26 234V233H25ZM65 234V233H64ZM89 234H91V233H89ZM95 234V233H94ZM139 234V233H138ZM159 234V233H158ZM1 235H0V237H1ZM96 235V234H95ZM99 235V234H98ZM101 235V234H100ZM124 235H126L125 233H124ZM7 236H8V234H7ZM14 236V235H13ZM26 236V235H25ZM63 236V235H62ZM86 236H88V235H86ZM86 236H84V237H86ZM93 236V235H89L88 236V238H90L91 239V237ZM114 236V235H113ZM117 236H119V235H117ZM127 236V235H126ZM11 237H12V235H11ZM15 237H16V234H15ZM15 237H12V238H14V239H10L9 241H6L5 243H7L8 245L10 244V245H20L19 244V242H18V240H20V236H18L19 237V239H17V237L15 238ZM63 237H65V236H63ZM76 237H78V236H76ZM83 237V236H82ZM129 237H130V235H129ZM163 237V236H162ZM27 238V237H26ZM66 238V237H65ZM69 238V237H68ZM68 238H66V239H68ZM79 238V237H78ZM87 238V237H86ZM93 238V237H92ZM96 238H97V235H96ZM152 238H153V235H152ZM208 238V237H207ZM80 239V238H79ZM110 239V238H109ZM160 239V238H159ZM206 239V238H205ZM0 240H1V238H0ZM76 240H77V238H76ZM95 240V239H94ZM118 240V239H117ZM143 240V239H142ZM161 240H162V238H161ZM207 241H208V239H206ZM213 240H215V238L213 239ZM27 241V240H26ZM69 241V240H68ZM84 241V240H83ZM91 241V240H90ZM96 241V240H95ZM120 241H121V239H120ZM174 241V240H173ZM81 242H82V240H81ZM161 242V241H160ZM160 242H159V244H160ZM163 242V241H162ZM224 242V241H223ZM3 242H1L0 243V245L2 244ZM31 243V242H30ZM35 243V242H34ZM33 243V244H34ZM74 243H76V242H74ZM84 243V242H83ZM88 243V242H87ZM127 243V242H126ZM152 243V242H151ZM79 244V243H78ZM96 244V243H95ZM94 244V245H95ZM133 244V243H132ZM82 245V244H81ZM84 245H86L85 243H84ZM83 245V246H84ZM88 245V244H87ZM91 245H92V243H91ZM90 245V246H91ZM112 245H114V244H112ZM111 245V246H112ZM119 245V244H118ZM4 246V245H3ZM6 246V245H5ZM123 246H124V243H123ZM128 246V245H127ZM130 246V245H129ZM134 246V245H133ZM160 246V245H159ZM7 248H5V250L7 249L8 251H9V249H8V246H6ZM75 247H76V245H75ZM78 247V246H77ZM76 247V248H77ZM93 247V246H92ZM161 247V246H160ZM184 247V246H183ZM2 248V247H1ZM4 248L2 249L3 251H4ZM12 248V247H11ZM56 248L58 249V247L56 246ZM64 248V247H63ZM94 248V247H93ZM93 248H92V250H93ZM13 249V248H12ZM104 249V248H103ZM102 249V250H103ZM107 249V248H106ZM197 249V248H196ZM204 249V248H203ZM11 250V249H10ZM82 250H83V248H82ZM90 250V249H89ZM97 251H98V249H96ZM96 250H94V251H96ZM138 250V249H137ZM143 250V249H142ZM3 251H1L2 252V255H3ZM91 251V250H90ZM104 251V250H103ZM106 251H108V250H106ZM121 251V250H120ZM198 251V250H197ZM7 252V251H6ZM26 252H27V250H26ZM89 252V251H88ZM140 252H143V251H140ZM199 252V251H198ZM5 253V252H4ZM113 253V252H112ZM118 253V252H117ZM35 254V253H34ZM91 254V253H90ZM104 254V253H103ZM107 254V253H106ZM110 254V253H109ZM114 254V253H113ZM39 255V254H38ZM37 255V256H38ZM105 255V254H104ZM104 255H102V256H104ZM118 255V254H117ZM7 256V255H6ZM18 256V255H17ZM69 256V255H68ZM94 256H95V254H94ZM96 256H98V254L96 255ZM101 256V257H102ZM106 256V255H105ZM161 256V255H160ZM163 256V255H162ZM31 257V256H30ZM43 257V256H42ZM117 257V256H116ZM126 257V256H125ZM172 257V256H171ZM178 257H180V256H178ZM44 258H45V256H44ZM43 258V259H44ZM93 258V257H92ZM153 258V257H152ZM157 258V257H156ZM3 259V258H2ZM45 259H47V258H45ZM44 259V260H45ZM94 259V258H93ZM161 259V258H160ZM165 259V258H164ZM7 260V259H6ZM43 260V261H44ZM96 260V259H95ZM102 260V259H101ZM154 260V259H153ZM166 260V259H165ZM14 261H16V259L15 260H13V262ZM19 260L17 259V262H18ZM41 261V260H40ZM7 261H5L4 263H6ZM42 262V261H41ZM45 262L47 263H49V261H46L45 260ZM51 262V261H50ZM154 262H155V260H154ZM19 264H20V261L18 262ZM115 263V262H114ZM127 263V262H126ZM159 263H161V261L159 262ZM22 264V263H21ZM50 264V263H49ZM155 264V263H154ZM163 264V263H162Z\"/></svg>", "mask_w": 264, "mask_h": 264}]
</instances>
